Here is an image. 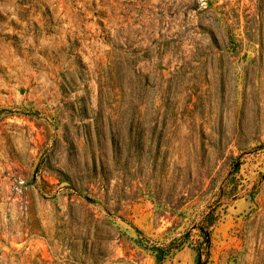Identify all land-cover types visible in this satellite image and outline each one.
Returning a JSON list of instances; mask_svg holds the SVG:
<instances>
[{"label": "rangeland", "instance_id": "1", "mask_svg": "<svg viewBox=\"0 0 264 264\" xmlns=\"http://www.w3.org/2000/svg\"><path fill=\"white\" fill-rule=\"evenodd\" d=\"M0 264H264V0H0Z\"/></svg>", "mask_w": 264, "mask_h": 264}, {"label": "trees", "instance_id": "2", "mask_svg": "<svg viewBox=\"0 0 264 264\" xmlns=\"http://www.w3.org/2000/svg\"><path fill=\"white\" fill-rule=\"evenodd\" d=\"M214 221H215V218L211 214L205 216V218L203 219V225L204 226L202 228L205 229V228L212 226ZM202 228H201V230H202ZM209 247H210L209 238H207L206 236H203L202 241L199 242V244H198V249H199L198 250V257L200 258V254L205 253L204 251L207 250ZM156 251H157V253L158 252L160 253V249H157Z\"/></svg>", "mask_w": 264, "mask_h": 264}]
</instances>
